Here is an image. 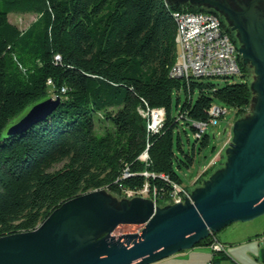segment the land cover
<instances>
[{
	"label": "trees",
	"instance_id": "1",
	"mask_svg": "<svg viewBox=\"0 0 264 264\" xmlns=\"http://www.w3.org/2000/svg\"><path fill=\"white\" fill-rule=\"evenodd\" d=\"M177 10L219 15L167 0H0V236L33 230L61 203L93 190L139 192L147 184L156 200H168L182 184L178 169L195 161L196 143H209L196 124L214 118L213 103L236 116L247 109L251 90L240 56V81L171 76ZM15 12L37 17L22 30L9 20ZM47 96H59L51 112L9 131ZM152 108L165 111L156 132L139 112ZM186 126L195 137L188 150L180 137ZM225 259L217 253L212 264Z\"/></svg>",
	"mask_w": 264,
	"mask_h": 264
},
{
	"label": "water",
	"instance_id": "2",
	"mask_svg": "<svg viewBox=\"0 0 264 264\" xmlns=\"http://www.w3.org/2000/svg\"><path fill=\"white\" fill-rule=\"evenodd\" d=\"M190 1L209 4L238 31L240 57L257 75L256 105L235 121L223 166L190 190V198L164 207L143 197L117 205L102 189L72 197L35 229L0 236V264H151L194 247L210 232L264 214V16L255 10L256 0L240 10L226 0ZM58 102L59 96H47L31 104L9 131L26 130ZM119 224L143 226L116 238Z\"/></svg>",
	"mask_w": 264,
	"mask_h": 264
},
{
	"label": "built area",
	"instance_id": "3",
	"mask_svg": "<svg viewBox=\"0 0 264 264\" xmlns=\"http://www.w3.org/2000/svg\"><path fill=\"white\" fill-rule=\"evenodd\" d=\"M180 23V61L173 77L184 78L188 81L191 77H222L239 73V52L237 44L230 37L222 24L221 18L210 11L177 10ZM48 84L52 81L48 79ZM214 108V118L208 122H198L197 136H200L210 125H216L226 113V107ZM141 115L148 119V129L156 132L163 124L165 111L163 108L139 109ZM146 152L141 157L146 159ZM218 158L212 160L214 164ZM210 164V166H211ZM207 168V167H206ZM127 174V173H125ZM170 196L176 194L175 202H181L184 197H189L180 184L175 183ZM149 191L147 184L140 191ZM131 191V190H128ZM139 191V192H140ZM134 192V191H132ZM208 243L212 258L217 253H226L225 245L217 238L214 232L209 234Z\"/></svg>",
	"mask_w": 264,
	"mask_h": 264
},
{
	"label": "rangeland",
	"instance_id": "4",
	"mask_svg": "<svg viewBox=\"0 0 264 264\" xmlns=\"http://www.w3.org/2000/svg\"><path fill=\"white\" fill-rule=\"evenodd\" d=\"M171 2H176V1H182L185 2V4H188L191 2L190 0H170ZM222 1V0H220ZM233 8L240 10L241 5H248L252 0H226ZM257 4L255 6L256 11H261V16H264V0H256ZM197 5V6H196ZM192 6L195 7H201L205 9H212L215 10L212 6L206 3H199V4H192ZM219 12V11H218ZM36 14L32 12H26V13H20V12H15V13H10L9 14V20L16 24L20 29L24 30L27 28L35 19H36ZM226 18V17H225ZM231 31L234 33V37L236 39L237 43V49L238 46L241 45L240 40H239V34L238 31L232 30ZM240 56V54H239ZM242 61V65L244 66V69L246 71V79L248 81L250 90H251V98L249 105L247 109L240 115L236 116L234 109H232L230 106H225L226 107V113L223 115L221 119H219L218 123L216 125H211L205 130V134L209 136V143L207 146L201 147L199 143H196V150H195V161L192 166L189 168L182 167L178 169L181 177H182V184L181 187L184 188L188 192L192 189H194L196 186L202 184V182L209 178V176L218 168L222 167L224 162L226 161L228 152L227 149L229 148V144L231 142V139L233 137V132L232 128L235 123V121L244 119L249 117L252 114V110L254 109L256 102H257V93L253 89V84L257 80V75L255 73V68L254 65H252L250 62H243V59L240 57ZM243 77L240 74H234L233 77H230L228 79H223V78H211V81L217 83V84H223L226 80L229 82L233 81H240L242 80ZM198 90L195 89L193 93V99L197 97ZM180 95V100L183 102L185 100V93L184 91L179 92ZM174 102H175V96L173 97ZM222 108L223 105H219L216 103H213L212 105V111L214 112V108ZM144 117L143 115H141ZM103 125V123L98 122L97 123V128L99 126ZM180 137L182 140L183 148L185 150H188L191 148V145L195 141V137L193 134V130L190 128V126H186V133L180 129ZM215 158H218L214 164L212 163V160ZM212 166L211 171L208 173H205L204 171L210 166ZM207 167V168H206ZM198 181V182H197ZM105 194L110 196L112 200L118 205L120 201L123 199L130 200L133 197H143L146 199L152 200L155 205H158L160 207H164L168 204H173L176 203L173 199L176 197V194H173L170 196V198L166 201L164 200H156V197L154 194L150 193L149 191H140V192H132L128 190H122L119 192L112 191L108 188H103L102 189ZM185 198H190L189 197H184V199L181 202H184ZM264 214L257 216L255 219H263ZM251 219V220H253ZM249 221V220H248ZM238 222V221H237ZM143 225H138V224H119L112 234L117 238L121 234L124 233H134L140 231ZM219 232V231H218ZM218 232H214L216 235ZM209 237V236H208Z\"/></svg>",
	"mask_w": 264,
	"mask_h": 264
},
{
	"label": "crops",
	"instance_id": "5",
	"mask_svg": "<svg viewBox=\"0 0 264 264\" xmlns=\"http://www.w3.org/2000/svg\"><path fill=\"white\" fill-rule=\"evenodd\" d=\"M216 236L225 245L221 264H264V218L233 222ZM211 257L208 244H197L151 264H212Z\"/></svg>",
	"mask_w": 264,
	"mask_h": 264
},
{
	"label": "bare ground",
	"instance_id": "6",
	"mask_svg": "<svg viewBox=\"0 0 264 264\" xmlns=\"http://www.w3.org/2000/svg\"><path fill=\"white\" fill-rule=\"evenodd\" d=\"M174 19H175V26H176V33H175V41H176V45H177V56L175 59V62L173 63V66L171 68V74H174L177 70V66L179 65V61H180V23H179V14L178 11H175L174 13ZM234 74H238V73H232V75Z\"/></svg>",
	"mask_w": 264,
	"mask_h": 264
},
{
	"label": "flooded vegetation",
	"instance_id": "7",
	"mask_svg": "<svg viewBox=\"0 0 264 264\" xmlns=\"http://www.w3.org/2000/svg\"><path fill=\"white\" fill-rule=\"evenodd\" d=\"M181 4H185V2H182ZM188 4H189V5H192V4L194 5V4H196V2H195V3H191V2H189ZM197 4H198V3H197ZM196 6H197V5H196ZM214 11H216V10H214ZM216 12H217V11H216Z\"/></svg>",
	"mask_w": 264,
	"mask_h": 264
}]
</instances>
